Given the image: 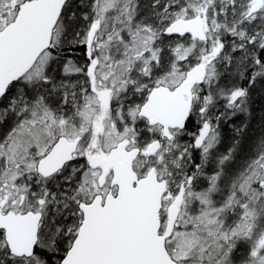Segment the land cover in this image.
Returning <instances> with one entry per match:
<instances>
[{
	"label": "snow or ice",
	"instance_id": "snow-or-ice-1",
	"mask_svg": "<svg viewBox=\"0 0 264 264\" xmlns=\"http://www.w3.org/2000/svg\"><path fill=\"white\" fill-rule=\"evenodd\" d=\"M0 264H264V0H0Z\"/></svg>",
	"mask_w": 264,
	"mask_h": 264
},
{
	"label": "trees",
	"instance_id": "trees-1",
	"mask_svg": "<svg viewBox=\"0 0 264 264\" xmlns=\"http://www.w3.org/2000/svg\"><path fill=\"white\" fill-rule=\"evenodd\" d=\"M258 117H259V112L257 111V117H256V119L253 121V129H254V130L257 129V125H258Z\"/></svg>",
	"mask_w": 264,
	"mask_h": 264
}]
</instances>
